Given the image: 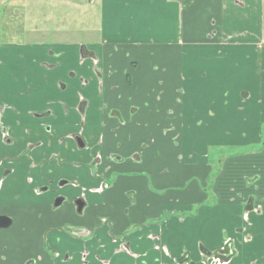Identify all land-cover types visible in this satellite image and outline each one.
<instances>
[{
	"label": "crops",
	"instance_id": "1",
	"mask_svg": "<svg viewBox=\"0 0 264 264\" xmlns=\"http://www.w3.org/2000/svg\"><path fill=\"white\" fill-rule=\"evenodd\" d=\"M89 3L100 10L85 44L94 58L80 59L78 43L0 46L16 53L0 60V130L16 138L5 144L0 131V217L10 222L0 264H205L211 253L264 264V143L246 155L207 153L224 146L233 118H251L244 143L262 140L264 0ZM113 112L124 125L102 129ZM37 142L35 160L20 156ZM47 184L53 191H40ZM56 196L65 201L54 208Z\"/></svg>",
	"mask_w": 264,
	"mask_h": 264
},
{
	"label": "rangeland",
	"instance_id": "2",
	"mask_svg": "<svg viewBox=\"0 0 264 264\" xmlns=\"http://www.w3.org/2000/svg\"><path fill=\"white\" fill-rule=\"evenodd\" d=\"M91 1L93 3L94 0ZM99 27V6L90 4L89 0H0V46H25L24 43H37L39 40L49 44L60 41L88 44L98 35ZM7 47L6 50L0 49L2 61H5L7 55L15 53L12 47ZM243 119L248 123L243 124L240 118L237 121L233 118L229 126L230 135L225 131L226 136L221 140L224 146L208 148L210 159L246 155L261 149L264 143V124L256 127V133L261 135L262 140H258L257 144L244 143L242 133L250 136L253 130L251 118ZM250 143L253 145L248 147ZM228 256L214 261V264H227Z\"/></svg>",
	"mask_w": 264,
	"mask_h": 264
},
{
	"label": "flooded vegetation",
	"instance_id": "3",
	"mask_svg": "<svg viewBox=\"0 0 264 264\" xmlns=\"http://www.w3.org/2000/svg\"><path fill=\"white\" fill-rule=\"evenodd\" d=\"M58 43H62V42L60 41ZM48 45H49V43H48ZM48 53L54 54L53 52H51V50ZM78 55H79L80 59L94 58V54L92 52H90V50H88L86 48L85 44H79ZM73 76H74V74L71 73V77H73ZM81 114H83V112H81ZM49 115H50V113L48 112V113H45V114H41V116H36L35 118H45V117L47 118V117H49ZM82 118H83V116L81 115V119ZM107 120H114V121L118 122V124L124 125V121L122 120V118L117 113L113 112V113H110L108 116H106V118H104L103 121L101 122V128L102 129L106 125V121ZM83 124H84V121L82 120V126L81 127L84 126ZM0 131H1V139H2V141L5 144L14 143V139H16V138L9 134L8 128L2 127ZM45 134H49L48 126H46ZM68 137L71 139V141L74 142L76 148H78V149H85L86 148L88 141L84 138V136L82 135V132H77V133L75 132V133L69 134ZM90 138H91V140H89V141H94V138L92 136H90ZM105 141H106L105 134L103 132H101L100 135L97 137V140H95L94 145L98 146V147H102L104 145ZM41 145H42L41 142H37L35 144L27 143L26 144V151L27 152H25V151L21 152L22 154H20V156L23 155V157H26V158H28L30 160H35V157H33V150L36 149L37 147L41 146ZM95 154H96V156H94L92 158L91 162H92L93 166L94 165L98 166L102 162V157L100 155V152H97ZM55 156L56 155H53L50 158H54ZM109 159L110 160H115L116 162L122 161L117 156H111ZM132 160H135V156H132ZM0 164H1V162H0ZM95 176H96L95 173L92 172V177L94 178ZM68 184L70 186H76V183H74V182L73 183L72 182L68 183V182H65V181L56 182L55 186H57V188H59V187H64V186H66ZM50 186H51V184H47V185L43 186V188H41L40 191H42V192H51V191H53V189H51ZM106 188H107V186L104 183L101 182V184L98 185V188L96 190L99 191V192H102ZM92 191H94V190H92ZM83 192H85V189H83ZM64 201H65L64 197H61V196L54 197L53 207L54 208L59 207L62 203H64ZM74 205H75L76 211L79 214H82V212H83V210L85 208V205H86L84 198L80 197L79 199H77L75 201ZM0 218H4V217H0ZM6 221H7V218H6ZM8 222H9V220H8ZM101 222L105 223L106 220L103 219V220H101ZM9 227H10V222H9L7 227H5V228L1 227L0 229H6V228L8 229ZM119 248L121 250L127 251L128 244L121 243L119 245ZM85 256H86V254L82 255L83 262L85 261L84 260ZM56 257H57V255L54 256V258H56ZM220 259H221V256L219 255V253H218V255H216V253H211V254H205V256H203V261H204L205 264H214V261H220ZM39 261H40V258L37 256L35 258L27 259L26 261H24V264H38ZM181 264H188V262L183 261Z\"/></svg>",
	"mask_w": 264,
	"mask_h": 264
},
{
	"label": "water",
	"instance_id": "4",
	"mask_svg": "<svg viewBox=\"0 0 264 264\" xmlns=\"http://www.w3.org/2000/svg\"><path fill=\"white\" fill-rule=\"evenodd\" d=\"M9 224L8 220L6 221V218H0V228L3 227H7Z\"/></svg>",
	"mask_w": 264,
	"mask_h": 264
}]
</instances>
